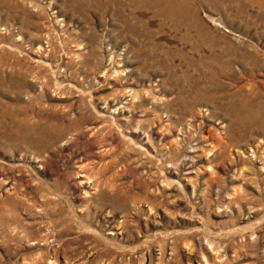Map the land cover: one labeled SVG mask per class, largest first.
I'll list each match as a JSON object with an SVG mask.
<instances>
[{"label": "rangeland", "instance_id": "374dc122", "mask_svg": "<svg viewBox=\"0 0 264 264\" xmlns=\"http://www.w3.org/2000/svg\"><path fill=\"white\" fill-rule=\"evenodd\" d=\"M172 1L0 0V264H264V0Z\"/></svg>", "mask_w": 264, "mask_h": 264}, {"label": "bare ground", "instance_id": "6f19581e", "mask_svg": "<svg viewBox=\"0 0 264 264\" xmlns=\"http://www.w3.org/2000/svg\"><path fill=\"white\" fill-rule=\"evenodd\" d=\"M145 1L147 2L146 4L152 5L155 8L156 12H158V13H163L165 10H168V13H169V12H171L172 7H173L172 6V3H173L172 0H145Z\"/></svg>", "mask_w": 264, "mask_h": 264}]
</instances>
